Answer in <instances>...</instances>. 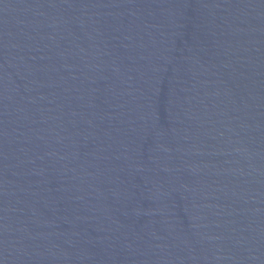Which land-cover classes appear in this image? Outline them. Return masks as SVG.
<instances>
[{
    "label": "water",
    "instance_id": "95a60500",
    "mask_svg": "<svg viewBox=\"0 0 264 264\" xmlns=\"http://www.w3.org/2000/svg\"><path fill=\"white\" fill-rule=\"evenodd\" d=\"M0 264H264V0H0Z\"/></svg>",
    "mask_w": 264,
    "mask_h": 264
}]
</instances>
